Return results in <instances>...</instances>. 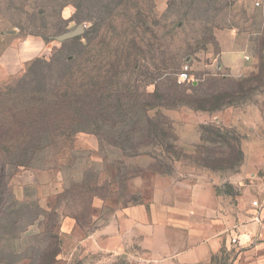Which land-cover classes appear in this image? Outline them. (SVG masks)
<instances>
[{"label": "rangeland", "instance_id": "rangeland-1", "mask_svg": "<svg viewBox=\"0 0 264 264\" xmlns=\"http://www.w3.org/2000/svg\"><path fill=\"white\" fill-rule=\"evenodd\" d=\"M245 191L264 196V0H0V264H99V232L136 241L133 208Z\"/></svg>", "mask_w": 264, "mask_h": 264}, {"label": "crops", "instance_id": "crops-1", "mask_svg": "<svg viewBox=\"0 0 264 264\" xmlns=\"http://www.w3.org/2000/svg\"><path fill=\"white\" fill-rule=\"evenodd\" d=\"M211 197L209 206L197 201L196 217L161 201H154L149 210L146 205L133 208L131 215L140 229L136 241L126 246L116 228L113 233L99 232L97 244L103 255L99 264H111L108 254H126L128 264H214L215 257L232 244L242 249L264 244V196L256 200L245 191L233 205L224 206L216 195ZM161 208L165 213L160 215Z\"/></svg>", "mask_w": 264, "mask_h": 264}, {"label": "built area", "instance_id": "built-area-1", "mask_svg": "<svg viewBox=\"0 0 264 264\" xmlns=\"http://www.w3.org/2000/svg\"><path fill=\"white\" fill-rule=\"evenodd\" d=\"M179 80L181 82L191 81V78H190V70H189V66L188 65H185L183 67V69L181 70V72L179 74ZM232 241H233V243H236L237 242V239H233Z\"/></svg>", "mask_w": 264, "mask_h": 264}, {"label": "trees", "instance_id": "trees-1", "mask_svg": "<svg viewBox=\"0 0 264 264\" xmlns=\"http://www.w3.org/2000/svg\"><path fill=\"white\" fill-rule=\"evenodd\" d=\"M190 82V81H189Z\"/></svg>", "mask_w": 264, "mask_h": 264}]
</instances>
